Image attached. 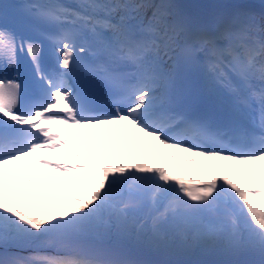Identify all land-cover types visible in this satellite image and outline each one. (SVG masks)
<instances>
[{
    "label": "snow or ice",
    "instance_id": "6c2138e0",
    "mask_svg": "<svg viewBox=\"0 0 264 264\" xmlns=\"http://www.w3.org/2000/svg\"><path fill=\"white\" fill-rule=\"evenodd\" d=\"M22 8L39 39L2 29L0 54L15 67L26 52L48 98L25 110L21 83L0 79V264H264V23L246 12L199 22L172 0ZM44 40L62 72H43ZM79 53L92 57L82 72ZM78 72L75 90L66 77ZM97 89L114 113L91 111ZM201 91L229 98L233 126L195 110ZM78 139L88 147L72 150ZM43 149H69L34 156L50 182L94 183L33 211L6 166ZM124 243L220 258L145 260Z\"/></svg>",
    "mask_w": 264,
    "mask_h": 264
},
{
    "label": "rangeland",
    "instance_id": "374dc122",
    "mask_svg": "<svg viewBox=\"0 0 264 264\" xmlns=\"http://www.w3.org/2000/svg\"><path fill=\"white\" fill-rule=\"evenodd\" d=\"M213 1L214 3H225L227 2L228 4H240L242 3V0H210ZM76 0H69L68 6H75ZM173 3L177 4L179 6V11L182 13V8L184 5L187 4L186 0H172ZM202 2H205V0H202ZM221 8V7H220ZM225 11V8H222ZM229 11L226 9V12ZM250 14L254 15L257 19L258 22L264 23V17L262 16L261 12L253 7L249 8ZM84 44V41H81V44ZM42 141V137H41ZM77 144H81L78 142ZM84 145V144H82ZM88 146V145H87ZM62 151H65L62 149ZM53 150L50 149H43L40 150L39 152L33 154L32 157L28 159H22L20 161L14 162L12 164H9L6 166V171L10 169V172H7V175L9 177L15 178L13 180V183L15 184V194L17 197L20 195V190L21 189H28L29 194H32L35 196V202L30 204L29 206L32 208L33 211H40L44 207H49L54 200L57 199V197L54 195V193H60V194H71V195H82L84 187L87 186L88 183H94L93 181H84L83 184L79 188H71V187H63L56 182H50L47 179V173L45 170L41 169L40 165H38L35 160L34 156H38L39 154H48L50 157H53ZM26 162L29 163L28 167L25 169H22L20 167V164ZM33 169V171L36 173V177L29 175V171ZM191 171V170H189ZM33 181L34 184L32 186H29L27 184V181ZM39 184V187H36L35 185ZM11 187V185H10ZM12 193L10 192V195ZM68 201L66 199L61 200V205H67ZM50 210H55L54 208H50ZM113 243H116L113 241ZM124 249L128 251L134 258H139V259H145V260H151L152 259V252L150 250L137 247L131 243H124L123 245ZM27 254V253H25ZM181 257H184L189 260H195V259H219L220 257L212 256V255H201L199 253L196 254H189V255H182ZM243 259H255V257H242Z\"/></svg>",
    "mask_w": 264,
    "mask_h": 264
},
{
    "label": "bare ground",
    "instance_id": "6f19581e",
    "mask_svg": "<svg viewBox=\"0 0 264 264\" xmlns=\"http://www.w3.org/2000/svg\"><path fill=\"white\" fill-rule=\"evenodd\" d=\"M187 4L183 6L182 13L192 20L204 22L207 23L209 21H212L218 17H231L236 12H249V8L253 7L258 9L262 16L264 17V0H242L240 4H228L227 2L223 3H214L210 0H205V2H202V0H186ZM231 1V0H230ZM221 6V8H220ZM225 8V11L224 9ZM226 9L229 10L228 13L226 12ZM53 73V71H51ZM82 144H76L73 145L72 148L81 147ZM72 149V150H73ZM65 151H54L53 152V158L58 156L61 153L69 151V149H63ZM158 161L153 158V160L150 161V163H156ZM29 175L36 177V173L31 169L29 171ZM246 211V209H245Z\"/></svg>",
    "mask_w": 264,
    "mask_h": 264
}]
</instances>
